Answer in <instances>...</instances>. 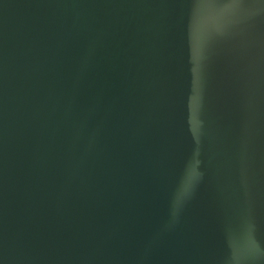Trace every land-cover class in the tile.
<instances>
[{
  "label": "water",
  "instance_id": "water-1",
  "mask_svg": "<svg viewBox=\"0 0 264 264\" xmlns=\"http://www.w3.org/2000/svg\"><path fill=\"white\" fill-rule=\"evenodd\" d=\"M0 264H264V0H0Z\"/></svg>",
  "mask_w": 264,
  "mask_h": 264
}]
</instances>
